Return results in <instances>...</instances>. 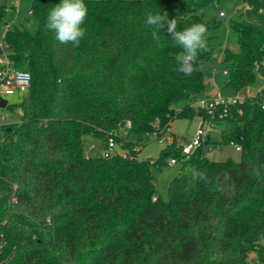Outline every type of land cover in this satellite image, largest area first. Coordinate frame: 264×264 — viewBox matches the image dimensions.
Listing matches in <instances>:
<instances>
[{"label":"trees","instance_id":"16d2710c","mask_svg":"<svg viewBox=\"0 0 264 264\" xmlns=\"http://www.w3.org/2000/svg\"><path fill=\"white\" fill-rule=\"evenodd\" d=\"M220 1L84 0L79 47L46 28L61 0H30L35 32L10 22V56L32 79L19 120L0 124V264H264V88L229 104L217 119L220 138L206 141L239 142V160L208 159L203 146L186 156L175 139L160 158L137 156L151 139H167L175 117L208 115L195 102L214 51L206 35L207 50L185 74L182 48L166 25L154 39L146 15L167 12L177 31L209 30L219 20L203 10ZM237 1L245 5L231 22L240 50L223 51L233 95L264 61V0ZM10 7L15 18V0H0V29ZM86 136L105 148L113 138L127 155L88 156ZM170 154L207 173L192 199L158 194L152 170Z\"/></svg>","mask_w":264,"mask_h":264},{"label":"rangeland","instance_id":"374dc122","mask_svg":"<svg viewBox=\"0 0 264 264\" xmlns=\"http://www.w3.org/2000/svg\"><path fill=\"white\" fill-rule=\"evenodd\" d=\"M16 17L14 18V8L10 7L5 15L4 20L10 23L15 20L21 23L27 29L35 32L37 22L34 16L29 13L31 7L30 0H15ZM226 12L225 16H220L219 11ZM245 5L237 0H221L217 4H212L203 10L205 20H210L214 16L219 20V25L208 30L207 36L213 45V59L209 61L203 68L202 73L205 80V88L199 93L202 97H230L233 95L232 89L227 85L229 76L223 73L228 67L224 61L223 51L227 47L232 51H239L237 32L231 27L233 20H241ZM3 25L0 29V35L3 31ZM215 63V64H214ZM264 87V76L257 72L256 81L247 87H244L239 94L251 95ZM28 94L26 92L16 91L13 94L6 95L8 105L2 108L0 116V124L16 122L21 115L20 104L23 98ZM199 126V118H183L175 117L171 122V131L167 133V139H151L137 153L139 159L143 158H160L164 149L167 147L171 139H175L178 145L188 144L192 142L195 132ZM93 144L94 147L89 149ZM204 151L202 156L213 160H224L232 158L239 160L241 152L236 150L234 145L211 143H203ZM105 141L98 137L86 136L85 151L88 156L98 157L104 154ZM110 153H114L115 149H109ZM176 154V153H174ZM170 154L164 158V164L161 167H154L152 170L153 179L156 183L158 194L165 200L182 201L192 199L198 192L197 180L192 179V170L196 169L195 164L190 160L178 159L176 163H169ZM255 256V253H250Z\"/></svg>","mask_w":264,"mask_h":264},{"label":"clouds","instance_id":"9594fccd","mask_svg":"<svg viewBox=\"0 0 264 264\" xmlns=\"http://www.w3.org/2000/svg\"><path fill=\"white\" fill-rule=\"evenodd\" d=\"M88 14L84 0H61L54 5L48 12L46 18V28L55 34V39L60 44L71 43L74 47H79L80 41L86 35V30L81 27ZM147 26L153 27L152 37L159 39L162 28L167 26V32L172 40L182 48V52L177 56L181 71L191 74L194 70L193 65L199 52L207 50L206 35L208 29L204 23H195L183 31H177V19H169L167 12H149L146 15ZM256 176L260 175L259 169H254ZM193 180L208 181L207 173L197 169L192 170ZM225 180L229 177L225 175Z\"/></svg>","mask_w":264,"mask_h":264},{"label":"built area","instance_id":"2783aa9c","mask_svg":"<svg viewBox=\"0 0 264 264\" xmlns=\"http://www.w3.org/2000/svg\"><path fill=\"white\" fill-rule=\"evenodd\" d=\"M29 13H32L31 9H29ZM219 15L225 16L226 12L223 10H220ZM10 25L11 23L5 24L3 27V31L0 35V99L6 98V95L13 94L16 91H20V92L28 91L30 88L31 79H32L31 73L28 70L19 69L15 67L14 60L10 56V53H9L10 50L5 40V35ZM260 66L264 67V61L261 63V65L260 64L256 65L258 72L264 76V72ZM223 73L228 74V69L225 68L223 70ZM263 88L264 87H262L261 89ZM244 96L245 95H240L238 93L230 97H217V98L202 97V98H199L195 102V105H198L204 108L208 115L207 116L202 115L198 117L199 126L195 132L194 138L192 142L188 144H182L181 152L184 155L189 156L193 154L197 150V148H199L200 146H203V143L206 142L209 137L215 135L217 136V138H220L219 137L220 126L217 123V119H221L227 114L229 104L242 100ZM8 104L9 103H7V105ZM262 106L264 107V102ZM2 108L3 107L0 106V116L2 114ZM129 124L130 123H128V125ZM168 131L169 132L171 131V127L168 128ZM228 144L234 145L236 150H239V151L242 150L241 144L235 140H231ZM216 145H219V144H216ZM93 147L94 145L91 144L89 146V149ZM112 148L115 149L114 153L118 152L124 156L127 155V152L125 151V149H122L121 147H119L114 142L113 138H109L108 146L104 148V154H109L110 153L109 149H112ZM110 154H113V153H110ZM177 161H178V158L172 157L170 158L169 163L172 164V163H176Z\"/></svg>","mask_w":264,"mask_h":264},{"label":"water","instance_id":"95a60500","mask_svg":"<svg viewBox=\"0 0 264 264\" xmlns=\"http://www.w3.org/2000/svg\"><path fill=\"white\" fill-rule=\"evenodd\" d=\"M7 103H8V99H6V98L0 99V106L1 107H3V108L6 107Z\"/></svg>","mask_w":264,"mask_h":264}]
</instances>
